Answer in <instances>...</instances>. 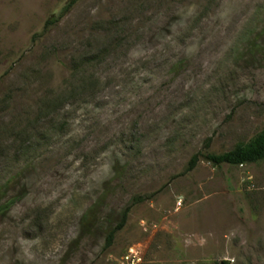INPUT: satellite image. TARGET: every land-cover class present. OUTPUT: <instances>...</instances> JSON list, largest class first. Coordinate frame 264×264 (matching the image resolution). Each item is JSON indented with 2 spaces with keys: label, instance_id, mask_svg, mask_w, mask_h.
<instances>
[{
  "label": "rangeland",
  "instance_id": "374dc122",
  "mask_svg": "<svg viewBox=\"0 0 264 264\" xmlns=\"http://www.w3.org/2000/svg\"><path fill=\"white\" fill-rule=\"evenodd\" d=\"M66 2L0 0V264H264V159L202 156L264 128V0Z\"/></svg>",
  "mask_w": 264,
  "mask_h": 264
},
{
  "label": "trees",
  "instance_id": "16d2710c",
  "mask_svg": "<svg viewBox=\"0 0 264 264\" xmlns=\"http://www.w3.org/2000/svg\"><path fill=\"white\" fill-rule=\"evenodd\" d=\"M77 0H67L62 12L68 11ZM54 22V18H49L45 22L44 28H47L49 24ZM203 158L215 166H220L222 164L229 165H244L250 163H256L264 159V128L257 133L251 140L243 144H237L233 148L223 152V153H203ZM197 161V155H193L189 161V167L192 168ZM128 208H126L122 215L119 223L115 228L111 229L106 236V243L110 244L114 235L115 230L119 229L125 222L128 213ZM223 264H226L223 262Z\"/></svg>",
  "mask_w": 264,
  "mask_h": 264
},
{
  "label": "built area",
  "instance_id": "2783aa9c",
  "mask_svg": "<svg viewBox=\"0 0 264 264\" xmlns=\"http://www.w3.org/2000/svg\"><path fill=\"white\" fill-rule=\"evenodd\" d=\"M123 260L126 264H139L141 261V253L139 247L131 245L123 255Z\"/></svg>",
  "mask_w": 264,
  "mask_h": 264
}]
</instances>
